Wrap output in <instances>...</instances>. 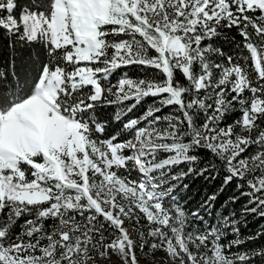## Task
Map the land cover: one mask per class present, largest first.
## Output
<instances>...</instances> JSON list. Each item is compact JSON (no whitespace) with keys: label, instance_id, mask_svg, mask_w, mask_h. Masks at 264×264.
I'll return each mask as SVG.
<instances>
[{"label":"snow or ice","instance_id":"6c2138e0","mask_svg":"<svg viewBox=\"0 0 264 264\" xmlns=\"http://www.w3.org/2000/svg\"><path fill=\"white\" fill-rule=\"evenodd\" d=\"M0 37L38 45L0 69V264H264V0H0ZM189 178L234 186L214 222Z\"/></svg>","mask_w":264,"mask_h":264},{"label":"trees","instance_id":"16d2710c","mask_svg":"<svg viewBox=\"0 0 264 264\" xmlns=\"http://www.w3.org/2000/svg\"><path fill=\"white\" fill-rule=\"evenodd\" d=\"M20 2L22 4H35L36 0H20ZM10 44L11 42L9 40H6L5 38L0 37V52H3V55L0 56V69L10 70L11 59L7 54L8 52L12 51V49L14 48L16 70L23 75L30 68L31 60L36 57V53L38 51V45H35V44L28 45V44L16 43L15 45H12L11 47H9ZM226 50H227V46H226ZM124 71H127L129 76L133 78L143 77L145 75L143 71H140L139 69L131 68V67L128 69L120 70V72H124ZM120 72H118L116 76H118ZM116 76L113 77L114 80L116 79ZM151 102H152L151 98L147 99V101L144 104H142L140 107H138L135 110L133 115L140 114L143 108L147 107V105L150 104ZM112 112H113V109L111 108L104 110L103 112H101L100 118L102 120L110 119ZM112 132H113V127H109L106 130V134H110ZM133 178H136L135 174L133 175ZM185 183H188L190 187L187 192V195H185L184 199L181 201L182 205H184L186 210L188 211H199L200 215L204 216V218L208 220L209 222L215 221V217L221 211V204L223 203V199H225L227 195H230L232 191L234 190V186H230L226 190L225 196L222 197L221 200L217 201L214 205L204 208V207H201V202L204 198L205 193L216 191L217 188L219 187V182L217 181L215 185H212V184L205 183L202 179L189 178L185 180ZM242 203L243 201H241L240 203L236 205H229L228 207L229 209L234 208L239 214ZM125 225L129 226L135 232L131 223L126 222ZM262 225H264V220L259 219V218H254L253 216H248L247 224L246 225L241 224V232L245 236H247V235L253 234L256 231H258L260 226ZM259 244H264V239L258 240L254 244L248 245V247H255V246H258ZM159 255H162V254H158L157 258H159Z\"/></svg>","mask_w":264,"mask_h":264},{"label":"rangeland","instance_id":"374dc122","mask_svg":"<svg viewBox=\"0 0 264 264\" xmlns=\"http://www.w3.org/2000/svg\"><path fill=\"white\" fill-rule=\"evenodd\" d=\"M126 226V225H125ZM129 231L133 234V236L135 237V232L129 227V226H126ZM141 264H144L142 261H141Z\"/></svg>","mask_w":264,"mask_h":264}]
</instances>
